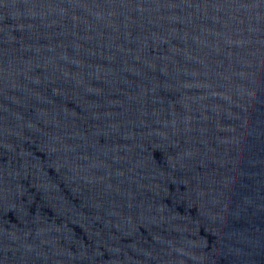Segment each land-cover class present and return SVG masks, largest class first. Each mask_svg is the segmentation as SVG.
<instances>
[{"label":"water","instance_id":"water-1","mask_svg":"<svg viewBox=\"0 0 264 264\" xmlns=\"http://www.w3.org/2000/svg\"><path fill=\"white\" fill-rule=\"evenodd\" d=\"M0 264H264V0H0Z\"/></svg>","mask_w":264,"mask_h":264}]
</instances>
